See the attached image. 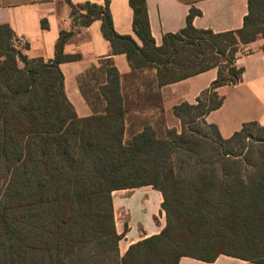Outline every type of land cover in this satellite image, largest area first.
Listing matches in <instances>:
<instances>
[{
    "label": "trees",
    "instance_id": "16d2710c",
    "mask_svg": "<svg viewBox=\"0 0 264 264\" xmlns=\"http://www.w3.org/2000/svg\"><path fill=\"white\" fill-rule=\"evenodd\" d=\"M67 2L75 27L101 20L112 51L126 55L127 81L147 67L156 69V87L210 68L216 78L195 103L172 107L177 132L164 124L158 89L144 81L148 92L122 93V76L103 59L97 99L79 83L87 101L100 95L105 105L78 117L58 66L76 57L62 53L74 30L61 31L54 57L44 60L24 55L0 24V264H177L220 253L264 264V124L245 122L223 138L205 121L223 101L216 88L241 78L240 46L264 37V0H248L241 28L224 32L195 28L191 10L159 46L145 0H128L141 45L115 32L107 0ZM148 106L157 119L136 128L133 114ZM143 185L161 192L165 225L120 255L111 193Z\"/></svg>",
    "mask_w": 264,
    "mask_h": 264
},
{
    "label": "crops",
    "instance_id": "0c3cea01",
    "mask_svg": "<svg viewBox=\"0 0 264 264\" xmlns=\"http://www.w3.org/2000/svg\"><path fill=\"white\" fill-rule=\"evenodd\" d=\"M112 25L118 34L130 35L141 45L132 28V9L128 0H107ZM75 5L85 2L104 5L105 0H70ZM248 0H145L150 34L156 46L166 33H174L185 26L191 10L195 28L213 32L237 30L243 24ZM0 24H8L14 33L13 43L28 58L49 60L54 57L55 45L61 31L74 30L62 46L64 55L76 56L59 63L63 75V90L78 117L102 111L105 102L99 95L96 105L87 101L80 91V82L86 70L110 59L121 78L122 93L129 96L150 90L144 81L151 83V90L158 89L161 95L164 124L167 128L181 129L172 107L180 102L195 103L196 97L216 78V68H210L179 81L156 87V69L147 67L137 71L138 78L127 81L131 72L125 53L113 52L101 33V20L77 28L70 16L67 0H0ZM22 37L24 43L16 41ZM264 37H259L240 46L235 65L242 68L241 78L235 84L216 88L223 98L221 105L205 116L208 124H215L219 134L227 138L238 131L245 122L264 124ZM131 85V86H130ZM135 112L136 128L143 123L153 124L157 119L154 107H145ZM131 119L125 121L126 127ZM115 229L122 237L118 242L120 255L130 244L157 234L165 225V212L161 207L162 194L150 185L116 189L111 193ZM121 221L116 222V216ZM125 226V228L123 226ZM177 264H261L224 253L206 261L191 256H181Z\"/></svg>",
    "mask_w": 264,
    "mask_h": 264
},
{
    "label": "rangeland",
    "instance_id": "374dc122",
    "mask_svg": "<svg viewBox=\"0 0 264 264\" xmlns=\"http://www.w3.org/2000/svg\"><path fill=\"white\" fill-rule=\"evenodd\" d=\"M103 77V64L100 63L98 67L90 68L86 70L85 74L83 75L81 79V86L82 90L87 93V96L89 97H96V94L98 92L99 83L102 81ZM92 103L96 104V99L93 100V98H90ZM121 216H116V222L121 221ZM123 226V225H122ZM125 228V226H123ZM126 229V228H125ZM228 247H223V249H227Z\"/></svg>",
    "mask_w": 264,
    "mask_h": 264
},
{
    "label": "built area",
    "instance_id": "2783aa9c",
    "mask_svg": "<svg viewBox=\"0 0 264 264\" xmlns=\"http://www.w3.org/2000/svg\"><path fill=\"white\" fill-rule=\"evenodd\" d=\"M16 41L19 43H24V40L22 37H16Z\"/></svg>",
    "mask_w": 264,
    "mask_h": 264
}]
</instances>
